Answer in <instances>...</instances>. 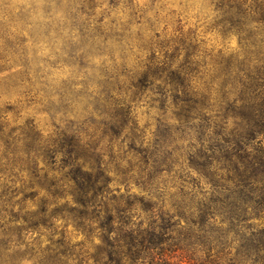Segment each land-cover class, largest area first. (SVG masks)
Instances as JSON below:
<instances>
[{
	"label": "trees",
	"instance_id": "obj_1",
	"mask_svg": "<svg viewBox=\"0 0 264 264\" xmlns=\"http://www.w3.org/2000/svg\"><path fill=\"white\" fill-rule=\"evenodd\" d=\"M53 1L66 13L50 16L52 28L76 32L72 53L82 55L71 63L83 78L71 85L65 125L43 135L28 122L5 142L20 186L0 201V248L17 258L31 251L36 264H264V0H209L222 36L238 38L229 54L206 50L182 26L157 30L162 6L152 18L126 0L122 25L111 19L121 0L105 15L98 0ZM9 53L23 57L12 45ZM82 103L83 116L69 118ZM6 120L0 114V135ZM185 168L210 188L190 208L121 193L153 186L160 173L184 183Z\"/></svg>",
	"mask_w": 264,
	"mask_h": 264
},
{
	"label": "rangeland",
	"instance_id": "obj_2",
	"mask_svg": "<svg viewBox=\"0 0 264 264\" xmlns=\"http://www.w3.org/2000/svg\"><path fill=\"white\" fill-rule=\"evenodd\" d=\"M101 2L103 4L98 9L102 15H105L108 7L110 8V1L98 0V4ZM151 2L152 0H133L137 11L146 10L147 16L152 18L155 16V11L160 6L163 7L159 10L157 30L161 31L167 22L169 24L167 34L182 26L185 33H194L208 51L229 54L238 49L237 36L224 38L216 28L215 24L221 21V17L214 12L209 0H161L154 10L150 9ZM48 7L53 8L47 13ZM54 7L53 0H0V56H4V61H0V114H5L7 119V125L0 135V195L2 196L0 201L13 198L15 196L13 193L18 191L20 186L12 185L9 178L12 174L20 175L18 157L16 154L12 155V152L10 154L8 151L10 145L5 144L10 142L12 130L16 136V132L20 134L28 130V122H33L43 135H49L54 131L55 125L61 122L65 125L62 110L69 106L68 99L74 98V92L70 91L71 85L83 78L79 75L77 66L71 63L78 56L76 61L80 63V55H82V52L72 53L77 41L76 32L65 30L64 33H56L55 27L52 28L50 16L55 12L60 18L66 12L56 10ZM115 9L111 19L126 25L131 14L126 8V0H121ZM105 21L108 23L109 19L106 18ZM11 45L15 46L23 57L9 53ZM113 47L116 48V45L113 44ZM119 55L118 51L117 57ZM6 59L9 60L7 63ZM102 60L103 58L99 57L93 59L96 68L100 67ZM106 62L111 65L110 62ZM50 63H55V66H50ZM96 72L99 74L98 69ZM96 81L102 83L105 77L100 75ZM82 105L83 103L77 105L74 110L75 115L69 114L68 117H82L84 114ZM144 113L145 109L139 110L142 125L149 119ZM182 163L183 159L180 160L181 167H183ZM183 173V176L187 177L184 178L186 180L184 183L183 180L178 179L181 175L178 172L160 173L158 178L154 179L153 186L144 189L143 186L130 185L126 188L125 185H121L120 190L121 193L134 194L138 199L143 198L150 205L156 203L157 208L162 207L165 210L190 208V205L197 204L201 198L199 193L209 192L210 188L205 184L199 185L197 175L188 168H185ZM194 182L198 187L195 188ZM116 184L114 183L112 188H115ZM4 190H6L5 196H3ZM0 208L5 209L1 204ZM1 238L0 235V241ZM78 240H81V237ZM0 250V264L2 260H4L3 264H36L37 262L36 257H32L31 251L24 257L17 258L13 252H7L3 248ZM21 252H24V249Z\"/></svg>",
	"mask_w": 264,
	"mask_h": 264
}]
</instances>
